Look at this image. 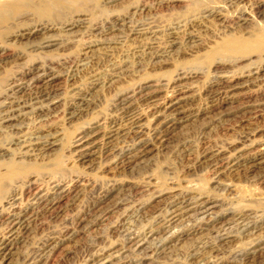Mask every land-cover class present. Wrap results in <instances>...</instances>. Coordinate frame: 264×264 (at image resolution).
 Listing matches in <instances>:
<instances>
[{
    "label": "rangeland",
    "instance_id": "1",
    "mask_svg": "<svg viewBox=\"0 0 264 264\" xmlns=\"http://www.w3.org/2000/svg\"><path fill=\"white\" fill-rule=\"evenodd\" d=\"M138 6H144V9L132 13ZM47 9L49 7L44 3H29L21 7L16 15L19 19L16 22L20 23V26H15L16 30L20 29L23 23L56 22L75 14L82 16L83 19H90V25H99L100 22L112 20L118 15L125 17V24L104 36L92 33L78 36L83 30L79 31L77 39L74 40L77 43L69 45L71 48L69 51L63 52L61 49L49 54V56H57L69 53V56L66 55L69 60L74 59V56L75 58L80 56L77 60L81 58L85 63H83L84 66L77 67V72L74 68L64 67V69L67 68L66 71L60 68L63 73L60 71L54 82L56 103L50 109L40 111V116H27L19 122V128L22 131L20 134H23L25 138L33 137L40 131V133L49 131L55 137L56 148L48 151L47 155L42 158H30L28 165H31V171L29 172H34V175L36 172V174L40 173L35 177L43 178L41 179L43 186L49 185L47 176L56 179L64 178L63 181L80 180L78 184L82 186L78 185L74 191L77 195L71 193L73 196L70 194L61 199L52 215H43L34 221L30 229L22 234L17 243L11 247L10 254L6 256L3 264H83L90 254L99 253L108 248V245L115 247L118 244L117 242L122 237L120 222L126 218L124 216L126 211L131 213L130 211L137 210L136 220L130 219V223L133 231L139 230L153 217L151 214L163 209L172 195L179 191L189 190L192 195H201L204 200L208 201L207 207L210 208L211 213L221 218L223 223L229 222V219L237 212L241 213V210L242 213H248V215L254 213L250 215L252 218L249 219L250 222L253 218L254 221H259V217L264 216V179H256L261 171L243 173L240 168L238 175L216 174L203 160L198 158L202 151L225 152L224 154L227 155L234 149H236L234 153L238 151L237 154L249 158L255 156L257 153L255 151L261 148L259 145L264 144V136L252 135L256 129L254 127L262 125L259 120L261 118L249 119L251 114L245 113L254 110L264 117V55L261 56L253 49L256 40L254 35L261 27H264V0H160V2L157 0H71L66 9L60 10L61 12L53 10L50 13ZM206 10L216 12L217 16H211V19L205 17L208 14L205 13ZM218 16H220L219 19ZM240 17H245L248 21L241 23ZM135 26L141 29L140 34L130 31L129 28ZM16 30L13 28L14 32ZM187 31H192L191 33L196 36L197 44L190 45L184 42L183 37ZM9 34H2L0 37V43H5L3 44L4 50L11 55L22 54L24 59L19 61L9 58L0 62V87L14 72L19 70L20 66L30 62L27 56L30 51L29 47L41 38L36 36L27 45H24L27 43L25 40L12 45L7 42L10 38ZM171 35L175 37L174 39L179 37L173 47L168 50L169 52L163 53L153 62L148 56L142 54L148 46L156 48V45H159L157 47L162 48L168 39L169 41L172 39ZM226 40L239 42V44L247 42L252 49H246L234 55L224 53L217 47ZM252 65L258 67L255 68ZM257 70L259 73L254 74ZM179 73L183 78L180 82L184 89L188 88L186 95L189 94L191 97V99L190 97L186 99L187 103L183 101L184 104H180L185 109H179L185 111L186 114L192 113L193 115L186 117L183 123L169 130L165 140L159 145L158 142L148 143L146 154L136 159L131 171H115L112 165L108 166L109 161L107 160L110 157L105 149L99 151L100 144L97 143L91 150H96L90 156L91 165L81 166L75 162V147L72 144L77 132L101 134L102 129L104 131V128L108 126L106 124L118 117L115 105L133 86L144 88L148 84V86L166 84L170 80H177L176 75ZM221 75L237 79L233 82V91L232 89L224 90L216 84L218 79L216 76ZM220 88L223 94L224 91L226 92V95L224 94L226 97L223 96ZM77 90L87 91L85 95L88 100L82 102L87 107L83 106L78 114L76 113V117H71L67 115L71 111L67 106L74 98L73 91L76 93ZM160 93L158 96L163 95V92ZM211 98L217 100L215 101L217 109L214 111L216 114L214 112L203 113L204 107L212 100ZM239 113L242 114H240L242 118ZM143 117L141 123L148 125L150 117ZM7 131L9 130H5L0 135V142L7 140L5 138L7 133L9 134ZM143 138L147 140L146 136ZM245 138L246 140H243ZM257 140L261 141L260 144ZM129 144L128 139L123 141L117 138L113 141L114 149L127 147ZM136 152L133 150L132 154ZM1 160L2 158H0V165ZM95 201L97 202L95 215L86 217L88 205ZM188 215L189 213L184 215L185 217H179V220L171 226L173 227L170 231L172 237L162 249L153 252L149 250L153 249V246L148 245L145 251L147 246H143L135 253L128 252L127 258H131L132 264H207L208 260L209 262L215 260L208 264H224L231 260L230 258L236 252L243 250L241 253H248L254 249L260 257H264V248L260 249L264 247V227L260 230L255 229L252 233L251 231L240 232L241 229L234 232L233 224H230L228 230L232 232L230 230L228 232L231 237L227 241H219L215 232L210 231L211 227L192 235L190 233L192 222ZM93 217L94 222L91 220ZM208 229H210L209 232ZM218 236L226 237L223 232L218 233ZM52 238L55 241H62L59 249L49 255V258H43L41 255V259L37 258L41 254L42 247ZM196 240L198 243L206 242H203V247L206 248L203 250L205 256L203 255L202 259H197L195 256ZM217 240L219 243L214 242ZM111 243L114 244L111 245ZM141 250L146 255L142 254ZM193 252L195 255L192 254Z\"/></svg>",
    "mask_w": 264,
    "mask_h": 264
},
{
    "label": "bare ground",
    "instance_id": "2",
    "mask_svg": "<svg viewBox=\"0 0 264 264\" xmlns=\"http://www.w3.org/2000/svg\"><path fill=\"white\" fill-rule=\"evenodd\" d=\"M157 1L160 2V0ZM29 3L47 4V6L49 7V9L47 10L50 13H52L53 10L59 12L60 10L63 11L64 9H66L67 5L71 3V0H0V37L2 34L10 33L9 34L10 38H8L7 42L11 43L12 45H14L15 43L16 44L20 43L22 40L27 41V43L24 44L27 45L28 42H31V40L35 39L36 36L41 37L39 38V41L36 44L29 47L30 51L27 56L30 62L25 61L26 63L20 66L19 70L14 72L10 76V78L7 81H5L3 85H1L0 87V135H2V133L5 132V130H9L7 131L9 132V134L7 133V135L5 136L7 140L4 139V141L0 142V158H2L0 165L1 167L0 168V192H1L0 203H2V205L0 206V224H1L0 264H3L2 262L6 259V256L10 254L11 247H13L15 243H17V240L19 239L20 236H22V234L26 233L30 229L31 224L34 221H36L40 216L52 215L53 212L55 211L58 202L61 199L68 197L71 193L76 194L74 191L78 188V185H81L78 184L80 180L79 181L75 180L74 177L72 178L75 181L72 180L63 181L64 178L56 179L53 177L49 178L47 176V180H48L47 182L49 183V185L43 186L41 185L43 182V181L41 182V179L43 178L40 177L41 179H38L35 177V175H39L40 173L36 174L37 173L36 172L34 175L33 174L34 172H29L31 171L30 169L31 165H28L30 158L39 159L47 155L48 151H52L53 148L55 147V142H54L55 137H53V133H49V131H44L45 133H40L41 132L40 131L39 133L37 132L35 135H33V137L30 136L32 137L31 139H29L30 137L25 138L23 134H20L22 133V131L19 128V122L26 119L27 116H33V117L36 115L40 116V111L44 112L50 109V107L56 103L55 97L57 96H56V91L54 89V82L60 74L61 71L60 68L63 69L64 67H67L68 69L74 68V70L76 71L78 66L81 65L80 67H82L83 63H85L82 61L81 58L80 60H77V58H79L80 56L79 57L77 56V58H75L74 56V59L72 58L73 60L72 59L69 60V58L66 56L67 54L69 56V53L59 54L57 56L55 55L56 57L49 56V54L53 51H59L61 49L63 52L69 51L71 49L69 45L77 43V41L74 40H76L77 37L80 36L81 34L92 33L93 35L104 36L105 34H109L110 32L114 31V29H118V27L125 24V20H124L125 17L118 15L115 16L112 20H106L105 22H100L99 25L97 24L90 25L89 24L90 19H86V18L83 19L82 16H77V14H75L74 16H71L67 19H62L56 22L38 21L32 23H23V24L21 23L22 27L16 30L15 26L20 24L19 22H16L19 20L18 18H16V15L18 13L17 11L21 7L26 6ZM143 9L144 6H138L135 8V10L132 13L136 11L138 12L142 11ZM205 13H208L205 17H210V19L211 16H217V13L216 12L214 13V11L208 12V10H206ZM219 17L220 16H218V19ZM245 17L244 18L240 17L241 19L239 18L240 20L239 19L237 20L241 21V23L242 22L246 23L248 19ZM138 27L139 26L130 27L129 29H131L130 31L132 33L140 34L141 29H139ZM13 28L16 30L15 32L13 31ZM79 31L82 32H80V34L78 35ZM188 32L189 31H187V33L184 34L185 37H183L184 38L183 40L187 44L194 45V43L197 42L196 36H194V34L191 33L192 31L189 33ZM170 37L172 39L170 41L168 39L167 43L163 47L161 46L162 48L157 47L159 45H156V48L146 46L147 48L144 49L143 47L144 50L142 54L148 56L149 60L153 62V60L161 57L163 53L169 52L168 50L173 47V45L176 43L175 42L176 39L179 36L176 39H174L175 37L173 38V35H171ZM254 37H255L254 39L256 40L254 42L255 45L253 46V49H255L256 52H259L261 56H263L264 27H261L260 30L257 32V34L254 35ZM3 44L0 43V62L4 60L6 61V59L9 58L12 59L14 58L19 61L22 60V58L24 57L22 56V54L11 55L7 53L3 48ZM217 48L223 51L224 53H229L233 55L240 51L244 52L246 51V49H252L250 48L247 42H241V44H239V42L230 41V40L229 41L226 40L222 42ZM30 53L33 54L31 55ZM139 55L141 54L139 53ZM67 68L65 69L67 70ZM61 73L63 72L61 71ZM180 73L184 74V72H180ZM180 73L176 75L177 80H173V81L170 80L168 82L166 81L167 82L166 84L164 83L158 84V86H155V84H153L155 87L152 85L148 86L149 85L148 84L147 87H145L146 86L145 85L144 88L141 86H135V87L133 86L134 88L132 87V89H130L129 92L125 95V97H123L122 99L119 98L120 100L116 103L117 105H115L118 111V117L110 120V122L106 124L108 126H106L105 128L103 126L102 128H104V131L102 129L101 134H98L97 132L90 133L86 131H80L82 130L80 129L79 130L80 132H77L75 134L74 143L72 144L74 145L73 147H75L74 148L75 162L81 166L84 165L89 166L91 160L90 156L96 151V150L95 151H91V150L92 148L95 147V145L100 144L99 151L100 149L103 150L105 149V151L108 153L107 155L110 157L107 160L109 161V164L107 163L108 166L112 165V168L115 171H120V172L131 171L133 165L136 162V159L140 158L145 153L146 148L149 145L148 143L158 142L159 145V143L165 140V136L169 132V130L174 129L176 126L183 123L186 117L188 118L189 116L193 115L192 113L186 114L185 111H183L185 108H182L183 106L180 105L181 103H183V101L185 103L186 99L190 97L189 94L186 95L187 94L186 90L188 88L185 90L182 83L180 82V80L183 79L181 78L182 76L180 77ZM248 73L251 72L248 71ZM256 73H259V70L255 71L254 74ZM224 76L222 75L220 77L216 76L218 79L217 80L214 78L213 79L216 80V84H218L219 87H222V89L224 90L232 89L234 85L233 82L237 79L233 77L228 78ZM236 84L237 83H235V85ZM83 91L84 90H82V92L80 90H77L76 93L73 91L74 98L73 100L72 98L70 99L72 100V102L70 101L71 103L68 101L70 103V104L68 103L69 104L68 106L66 105L69 108V110H71L70 112L68 111L69 113L67 115L71 117L75 116L76 113L78 114V111H80L81 108L85 106L82 102L86 100L85 94L87 91L86 92ZM220 91H222L221 88ZM160 92H163V95L158 96V93ZM20 93L22 94L19 95ZM225 93L226 92L224 91V94ZM218 96H214V97H218ZM213 99L210 100L206 104V106L204 105L205 107L203 109V113H212L217 109V104H216L217 102H215L217 100H213ZM138 108L140 109V111L138 110ZM179 108H182L183 110ZM254 108H252V110ZM190 112H192V110H190ZM245 113L251 114L250 117H248L249 119L251 118L253 120H258V118H261L259 120L262 123V125L260 126L257 125V127H254L256 129L255 130L253 129L254 131L252 135L256 136L257 134H260L261 136H264V117L254 112V110L249 112L247 111ZM240 114L241 113H239V115ZM143 116L150 117V122L148 125H145L146 123L144 122H143L144 125L141 123ZM244 119L247 118L244 117ZM98 136H99L98 140L100 141V143H98L99 141L97 140ZM144 136L147 137V140L143 138ZM117 138H121L123 139V141L124 140L126 141L128 139L130 144L127 147L116 148L117 149L116 150L114 149L116 145L115 144H114L115 146L113 145V141L116 140ZM243 140H246V138ZM260 142L258 141L259 144ZM12 146L14 147L13 149ZM259 146L261 148L255 151L257 152L255 156L249 158H247V156L244 157L243 155L241 156L237 154L238 151L234 153V150L236 149H234L233 152H229L227 155L224 154L225 152L211 153L212 151L211 152L202 151L200 157L198 158L200 160H203L206 163V165L209 166L212 169V171L216 174H226L227 176L228 174L238 175V173L241 171L240 168H242L243 173L255 172L256 170L257 171L259 170L261 172L258 174L256 179L263 180L264 179V144ZM133 150L137 151L136 154H132ZM30 175H34V176H30ZM140 186L142 185L140 184ZM185 190H187V188ZM96 203H97L96 201L92 202L90 205H88L89 208L87 209V211L84 210L86 211L85 214L86 217H91L95 215ZM207 205H208V201L204 200L201 195L198 194L192 195V192H190L189 190L179 191L176 194L172 195V197L165 204L163 209H160L157 213L154 212L155 215L151 214V216L153 215V217H151L149 221L143 227H141V229L136 231L135 230L133 231V229H131L130 219L134 218L136 220L138 214L137 210L136 211L132 210L130 211L131 213L125 210L126 214L124 216H126V218H124L120 222L122 237L121 240L117 242L118 244L116 243L117 245H115V247H110L108 245V248L105 249L102 248L103 250H101L99 253H95L92 255L90 254V256H88V258L85 261H83L84 262L83 264H132L130 260L131 258L130 259L127 258L128 252L135 253V251H139V249H142L143 246H147L145 249L146 251L148 245L153 246V249H149L152 250L153 252L162 249L164 245H166L167 242L169 241V238L172 237V235H170L172 232L170 233V231L173 227L171 228V226H173V224L179 220L178 219L179 217L184 215L186 216V214L188 213H189L188 217H191L190 219L192 222V224L189 222L191 224L190 233H192V235L198 234L201 231L205 230L206 228L211 227V230L208 229V232L209 230L215 232L214 234H216L217 239L219 241H227V239L231 237L229 235L230 232H232V230L229 229L230 232H228L229 231L228 228L230 224H233V227L232 226L231 227L233 228L234 232H237L239 229H241L240 232L248 233V231L249 232L251 231L250 233H252V231H254L255 229L260 230L261 228L264 227V216L261 217L262 216L261 215L260 216L261 218L259 217L260 219L259 221L256 220L254 221L253 218V220L250 222L249 219L254 213L250 214L251 215L250 216L248 215V213L247 214L242 213L243 212L242 210L241 213L237 212L236 215H233V217L229 219L230 220L229 222L223 223L221 222V218H219L216 215L214 216V214L211 213L210 208L207 207ZM99 217H101V215ZM94 219H95L94 217L91 218L92 221ZM76 230L77 229H75V231ZM220 232H223L226 237L222 238V236H218V233ZM68 237L71 238V236ZM53 238L52 240L48 241L45 244V246L43 247L41 246L42 247L41 254H39L37 258H40V255L43 256V258L48 257L56 249H59V247L62 244L61 243L62 241H55V239ZM218 240L214 242H218ZM176 242L177 241H175V243ZM203 242L198 243L197 241L196 242L197 244L195 246L197 252L192 253V254L194 253L196 254L194 255L197 256L196 257L197 259H202V256L205 253L203 252V250L206 247L203 246L204 243L206 242L204 243ZM113 244L114 243H111V245ZM248 246L247 248H249ZM263 248L264 247L260 249ZM142 252H143L142 254H144V251ZM208 252L209 251H207V253ZM241 252L239 253L236 252L235 254H233L232 258H230L231 260H229L224 264H264V257L263 256L260 257V254H258L257 250L254 249L248 253L246 252L241 253ZM210 262L212 261L210 260Z\"/></svg>",
    "mask_w": 264,
    "mask_h": 264
}]
</instances>
